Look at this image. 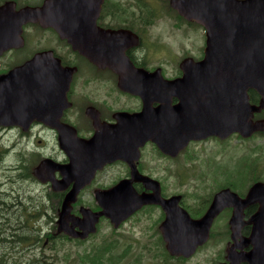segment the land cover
Listing matches in <instances>:
<instances>
[{
	"label": "water",
	"instance_id": "water-1",
	"mask_svg": "<svg viewBox=\"0 0 264 264\" xmlns=\"http://www.w3.org/2000/svg\"><path fill=\"white\" fill-rule=\"evenodd\" d=\"M102 2L44 0L40 7L26 6L19 10L11 1L0 6V50L18 47L22 26L39 23L54 29L73 51L96 66L116 72L118 86L143 101L140 113L119 114L116 117V133H107L106 129L100 128L96 148L90 146L94 141H73L76 151L72 159L77 161H72L74 168L84 169L100 159L97 152L101 155L116 152L118 157L119 153L132 151L146 142L153 143L163 154L175 157L192 141L210 137L225 140L234 134L247 139L255 133L264 132V119L254 120V115L264 109V0H169L170 8L187 22L202 26L206 37L203 59L199 62L185 59L179 66L182 76L169 81L137 71L129 62L125 50L128 45L137 44L135 35L104 30L96 25ZM29 69V66H23L0 78V104H8V121L32 119L38 89L49 79L44 69L25 76ZM56 78L60 79V76L57 74ZM249 90L256 91L260 96L257 105L249 102ZM20 95L28 109L21 108ZM172 98L178 101L173 106ZM152 102L160 104L151 108ZM64 141L65 135H60V144ZM105 161L102 159L99 166H91L89 176L76 182L73 190L65 196L57 219L58 234L85 239L95 233L99 216H105L117 225L142 206L160 205L166 214L161 228L167 240V249L178 255L182 250L193 251L202 243L207 237L209 225L226 208L233 209L229 223L232 224V239L235 240L240 229L236 224L242 223L243 211L248 206L258 205L256 213L248 220L254 225L250 238L259 241L254 245L256 249L264 246L260 241L264 240L262 182L253 184L243 199L230 189L219 191L204 215L194 220L178 206L179 197L163 200L156 181L132 171L136 181L142 182L152 191L151 194L138 195L130 183L121 182L102 193L105 199L97 197L104 202L102 212L92 214L82 211L83 218L72 217L70 205ZM39 169L40 166L33 171L37 177ZM121 188L123 195L116 203L114 195ZM68 223L77 225L79 230L75 231ZM257 261L264 264L259 258ZM231 263L237 264L233 259Z\"/></svg>",
	"mask_w": 264,
	"mask_h": 264
},
{
	"label": "flooded vegetation",
	"instance_id": "flooded-vegetation-1",
	"mask_svg": "<svg viewBox=\"0 0 264 264\" xmlns=\"http://www.w3.org/2000/svg\"><path fill=\"white\" fill-rule=\"evenodd\" d=\"M9 1L15 3L16 10L26 6L39 7L44 2V0H38L25 4L21 3L22 0H0V6ZM147 8H150V12L143 13ZM157 13L156 8L141 0H136L135 4L128 0H103L96 24L103 29L130 32L136 36L137 44L128 45L125 50L126 57L136 70L157 78L162 77L163 80H174L182 76L179 67L182 61L191 58L194 62H199L203 59L205 37L203 43L201 39L198 50H193L189 53L190 55L187 54L188 56H184L183 51L182 57L179 58V55L172 51L177 60L175 63L169 62L163 52L164 48L168 49V46H164L166 42L159 36H152L149 29L157 27L161 21H170L172 28L181 30L180 24L185 20L178 15L174 19H169ZM20 36L21 42L19 41L18 47L0 50V78L11 70L29 66L30 69L24 74L25 76L44 69L49 79L45 80L38 89V97L34 99L33 117L30 121H8V104L6 102L0 104V171L2 174L0 177V211L2 212L0 224L2 219L9 217L12 224L10 227L20 229L24 227L25 214L28 216L42 214V219L35 220L33 222L35 225L30 230L42 231L43 223L45 232L49 234L39 233L37 239L27 246L34 248L41 243L43 247L48 245V248L53 250L57 242L86 244L99 235L101 228L112 229L114 233H118L133 219L142 217L146 212L155 211L158 213L154 222L157 238L155 244L163 254V258L160 259L161 264H232L231 259L237 264H258L257 258L260 262H264V246L261 249L254 247L259 241L250 238L254 225L248 223V220L256 213L258 205L248 206L243 211L242 223L236 224L240 229L236 233L235 240L232 239V224L229 223L233 209L226 208L209 225L207 237L202 243L198 244L193 251L182 250L178 255H173L167 249V240L161 228L166 214L160 205L142 206L117 225L109 218L99 216L95 233L89 234L85 239L74 238L64 233L58 234L57 219L65 196L73 190L76 182L85 180L89 176L90 167L99 166L102 159L107 161L94 171L90 182L79 190L75 201L70 205V214L74 218H81L82 211L83 213L89 211L92 214L102 212L104 202L99 201L97 197L105 199L102 193L110 191L121 182L130 183L138 195L151 194L152 191L142 182L136 181L137 177L132 176V171H137L138 176L156 181L163 200L179 197L178 206L194 220L204 215L216 193L223 189L233 191V182H228L204 199V205L197 211L190 210L185 204L183 193L165 191L164 183L179 181L183 176L184 167L175 163L172 168L164 167L161 174L155 173L151 164L152 154L168 162H178L184 151L196 142H190L175 157L163 154L151 142H146L132 151L119 153L118 157L116 152L107 155L97 152L98 157L101 156L100 159L84 169L74 168L72 161L75 163L77 161L72 159L76 151L72 145L73 141L95 142L100 128L106 129L107 133L110 131L116 133L115 125L118 122L116 117L119 114L140 113L144 107L143 101L139 96L119 88L118 76L113 71L108 68H99L78 52L73 51L68 42L61 39L52 28L43 27L39 23H26L21 28ZM160 49H162L161 53L155 54ZM193 53L195 55H191ZM167 64L171 65L172 72H166ZM57 74L60 79L56 78ZM18 99L23 110L29 108L21 95ZM259 100L260 97L257 104ZM177 102L175 98H172L171 105ZM159 104V102H152L151 108H157ZM79 118H83L84 122H78ZM257 119L254 116V120ZM13 133L16 134L17 139L15 143L9 145L8 135ZM60 135L67 137L62 145ZM2 138L5 140L4 143ZM90 146L96 148L98 144L95 142ZM92 151L94 152L95 149ZM30 157L33 158L32 163L28 162ZM38 166H40L39 177L33 174ZM257 181L251 182L246 192H233L243 199L249 188ZM23 183L34 186L37 190L38 194L31 202L28 200L30 194H27ZM37 187L40 188L37 189ZM122 189L116 191L114 195L116 203L120 202L123 195ZM222 215H227V221H218ZM68 226L75 231L79 230L77 225L72 226L68 223ZM260 241L264 243V240ZM115 247L119 248L116 239ZM87 252L81 258H75L78 259V264H98L102 261L96 255V249L93 246L88 248ZM122 257L126 258L123 253L119 254L117 261L120 262ZM64 259L69 263L68 253L64 254ZM46 263L57 264L58 262L51 256L49 260L41 258L39 261L33 260L27 264ZM128 264H130L129 261Z\"/></svg>",
	"mask_w": 264,
	"mask_h": 264
},
{
	"label": "rangeland",
	"instance_id": "rangeland-1",
	"mask_svg": "<svg viewBox=\"0 0 264 264\" xmlns=\"http://www.w3.org/2000/svg\"><path fill=\"white\" fill-rule=\"evenodd\" d=\"M25 4H31L38 0H22ZM135 4L136 0H128ZM143 3L156 8L157 14L166 18L174 19L176 12L170 9L168 0H141ZM183 24V25H182ZM180 24L181 30L172 28L170 21H161L157 27H152L149 32L152 36H159L163 39L164 46L168 49L163 50L165 58L172 63L177 60L172 51L180 56L184 51V56L198 50L201 39L203 43L204 30L194 24L185 21ZM202 45V44H201ZM172 47V49H171ZM162 49L155 54L161 53ZM190 55V54H189ZM191 55H195L194 53ZM182 57V56H181ZM166 72H172L171 65H166ZM264 118V111L258 119ZM78 122H84L83 118L77 119ZM17 136L15 133L8 135V144L15 143ZM3 143L5 140L2 138ZM17 143V142H16ZM33 158L28 159L32 163ZM184 167V173L179 181H169L164 183L165 191L181 192L185 197V204L190 210H199L204 205L203 200L207 199L220 187L228 182H233L235 188L233 191L246 192L249 184L256 180L264 183V134H255L249 139H241L232 136L225 141L209 138L206 141L192 144L184 151V154L178 162H168L156 154H152L151 164L155 173L161 174L164 167L172 168L174 164ZM254 172V173H253ZM170 173H173L170 171ZM0 171V177H1ZM27 194H30V202L37 196V190L34 186L23 183ZM246 186L244 189L243 187ZM40 187H37V189ZM29 197V196H27ZM158 213L155 211L146 212L142 217H137L128 223L124 228L114 233L112 229L101 228L99 235L92 238L86 244H70L68 242H57L54 249L40 245L27 246L26 244H16L14 249L5 248L1 257L3 263L7 264H27L33 260L39 261L41 258L57 259V264H78V259L87 254L88 248L92 246L96 249V255L102 260L98 264H161L163 258L162 252L155 244L157 238L154 231V222ZM42 214L29 216L26 228L31 229L33 222L42 219ZM143 218V219H142ZM219 222L227 221V215H222ZM42 231L45 232V224H41ZM49 234V233H47ZM115 239L118 241L119 248L115 247ZM42 241V240H41ZM0 249V254L3 253ZM68 253L67 263L64 254ZM124 254L125 259L117 261L119 254ZM90 254V252H89ZM75 259L74 262H71ZM5 260V261H4ZM92 264V263H90Z\"/></svg>",
	"mask_w": 264,
	"mask_h": 264
},
{
	"label": "trees",
	"instance_id": "trees-1",
	"mask_svg": "<svg viewBox=\"0 0 264 264\" xmlns=\"http://www.w3.org/2000/svg\"><path fill=\"white\" fill-rule=\"evenodd\" d=\"M149 12H150V8H147L143 13L148 14ZM248 96H249V102L251 104H257V100L259 99V96L256 93V91L249 90ZM259 116L260 115H256L255 117L258 118ZM259 134H264V132H260ZM255 180H256V178H255ZM232 186H233V188H235L234 183ZM0 213H2V212L0 211ZM5 214L6 213H4V215ZM28 218H29V216L27 214H25L24 227H22L20 229L10 227L12 224L10 223L9 217H8V219L4 218L1 220V224H0V249L2 251L5 248L8 250V247L10 249H14L16 247V244H19V245L26 244L27 245L31 241H34L37 239V237L39 236V232L35 231V230H28V228H26V223H27ZM3 221H7V222L2 223ZM4 252L5 251H3V253L0 254V264H7V263L1 262V260L3 261V259H1V257L3 256Z\"/></svg>",
	"mask_w": 264,
	"mask_h": 264
}]
</instances>
